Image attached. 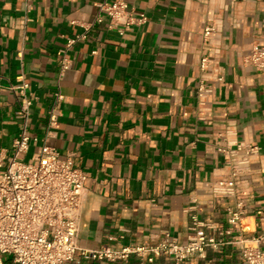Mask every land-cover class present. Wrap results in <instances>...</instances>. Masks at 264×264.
I'll return each mask as SVG.
<instances>
[{
	"label": "crops",
	"instance_id": "obj_1",
	"mask_svg": "<svg viewBox=\"0 0 264 264\" xmlns=\"http://www.w3.org/2000/svg\"><path fill=\"white\" fill-rule=\"evenodd\" d=\"M114 1L0 0V147L20 133L12 87L28 82L39 140L26 159L47 136L88 173L80 248L156 244L166 234L186 243L197 216L222 244L191 264H244L240 241L257 245L264 228V70L246 60L255 44L264 47V0H127L146 23L125 35L106 21L87 30L99 3ZM230 152L246 161L235 193L224 196L215 189L232 178ZM231 210L242 212L240 226L230 224ZM67 264L171 261L78 252Z\"/></svg>",
	"mask_w": 264,
	"mask_h": 264
},
{
	"label": "built area",
	"instance_id": "obj_2",
	"mask_svg": "<svg viewBox=\"0 0 264 264\" xmlns=\"http://www.w3.org/2000/svg\"><path fill=\"white\" fill-rule=\"evenodd\" d=\"M105 21L109 30L125 35L134 26L146 23L148 17L131 8L127 0L102 2L99 3L95 22L88 24L86 29ZM214 30V26H207L205 35L209 38ZM86 37L87 34L83 33L70 38L68 46ZM246 60L259 70H264V47L255 44ZM66 61L64 69L69 67ZM208 65L209 59L203 57L202 67ZM12 88L19 96L17 113L20 133L13 140L11 148L0 147V264H3L5 256L12 257L15 264H67L76 260L78 252L86 259L128 261L136 255L153 262L156 257L167 256L171 264H191L194 258L203 256L208 248H218L222 244L218 236L210 234L206 225L194 216L191 225L193 234L186 243H179L166 234L156 244L142 243L96 250L80 248L79 221L88 173L74 164L71 155L63 156L55 146L50 145L47 136L42 139L37 153L31 159H26L25 154L30 151L32 142L39 140L31 133L34 98L29 95L28 82L23 81ZM203 90L208 91V88L202 85L200 91ZM61 98L58 92L57 100ZM49 115L50 126L57 127L56 106L50 109ZM222 150L228 152L224 148ZM245 161H239L230 152L228 164L232 168V178L218 183L215 189L217 194L225 196L235 193ZM242 218L241 211H230L231 225L240 226ZM261 221L264 227V215ZM255 240L257 245L240 241L244 264H264V228Z\"/></svg>",
	"mask_w": 264,
	"mask_h": 264
},
{
	"label": "trees",
	"instance_id": "obj_3",
	"mask_svg": "<svg viewBox=\"0 0 264 264\" xmlns=\"http://www.w3.org/2000/svg\"><path fill=\"white\" fill-rule=\"evenodd\" d=\"M3 264H15V263H14L12 257H10V256H5V257H4V262H3Z\"/></svg>",
	"mask_w": 264,
	"mask_h": 264
}]
</instances>
